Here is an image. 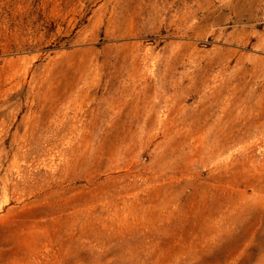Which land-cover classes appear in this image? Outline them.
<instances>
[{
	"label": "rangeland",
	"instance_id": "obj_1",
	"mask_svg": "<svg viewBox=\"0 0 264 264\" xmlns=\"http://www.w3.org/2000/svg\"><path fill=\"white\" fill-rule=\"evenodd\" d=\"M0 264H264V0H0Z\"/></svg>",
	"mask_w": 264,
	"mask_h": 264
},
{
	"label": "bare ground",
	"instance_id": "obj_2",
	"mask_svg": "<svg viewBox=\"0 0 264 264\" xmlns=\"http://www.w3.org/2000/svg\"><path fill=\"white\" fill-rule=\"evenodd\" d=\"M225 150H227V147L224 146V147H223V151H225Z\"/></svg>",
	"mask_w": 264,
	"mask_h": 264
}]
</instances>
